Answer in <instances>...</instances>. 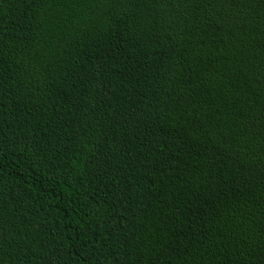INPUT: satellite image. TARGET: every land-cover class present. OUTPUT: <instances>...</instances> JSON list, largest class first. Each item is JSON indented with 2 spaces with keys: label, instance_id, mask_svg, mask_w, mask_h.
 Listing matches in <instances>:
<instances>
[{
  "label": "trees",
  "instance_id": "1",
  "mask_svg": "<svg viewBox=\"0 0 264 264\" xmlns=\"http://www.w3.org/2000/svg\"><path fill=\"white\" fill-rule=\"evenodd\" d=\"M0 264H264V0H0Z\"/></svg>",
  "mask_w": 264,
  "mask_h": 264
}]
</instances>
